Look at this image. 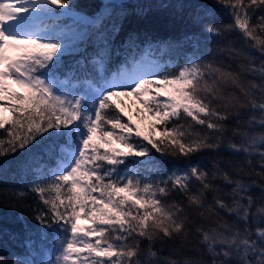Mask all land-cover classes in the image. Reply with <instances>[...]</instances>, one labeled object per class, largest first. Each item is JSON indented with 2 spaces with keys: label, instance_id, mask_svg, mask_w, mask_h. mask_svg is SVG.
I'll list each match as a JSON object with an SVG mask.
<instances>
[{
  "label": "snow or ice",
  "instance_id": "obj_1",
  "mask_svg": "<svg viewBox=\"0 0 264 264\" xmlns=\"http://www.w3.org/2000/svg\"><path fill=\"white\" fill-rule=\"evenodd\" d=\"M215 3L233 18L226 30L239 31L247 46L264 56V0ZM118 6L110 3L105 7ZM71 15L69 0H0V130L6 133V140L0 138V174L6 170L4 158L21 152L25 158L19 168L50 172V179H36L30 184L47 208L34 218L53 231L60 248L55 261L37 262L25 257L16 258L14 264H69L70 260L71 264H149L150 257H156L151 264H264V131L256 132L257 127L264 129V60L254 66L251 57L243 53L231 71L186 64L171 78L159 71L158 64L138 60L130 68L122 67L106 76L103 69L109 45L101 33L97 54L91 60L101 82L92 86L86 81L87 89L70 95L69 79L74 72L65 68V58L81 50L79 43L88 35L86 26L101 22L100 16L90 19L79 15L72 27L58 22ZM203 30L221 35L215 25L205 23ZM76 63L83 67V61ZM161 75L163 79H154ZM8 81L23 91L14 90ZM154 84L155 95L141 99L150 95ZM225 86L234 90L226 93ZM121 95L135 96L145 111L152 113L153 133L157 125L169 121L173 125L160 131L158 142L147 135L143 136L147 144L134 141L132 126L122 123L123 117L114 110L113 98ZM159 97L167 100L160 101ZM214 101L220 103L214 105ZM109 109H113L111 116ZM4 111L9 113L7 118L2 115ZM183 117L209 131L185 141L183 126L175 123ZM230 120L236 121L231 129L226 123ZM105 124L112 130H105ZM116 129L121 130L120 135L115 134ZM229 131L239 137L238 142L226 135ZM142 135L135 131L136 137ZM166 139L169 143L162 148ZM114 142L120 147H111ZM147 145L166 158L177 159L226 147L244 154L248 170L237 167L240 178H236L218 165L215 171H208L189 163L183 169H169L167 178L158 184L142 182L132 175L129 165L153 163ZM45 161L53 167L45 169ZM121 166L127 170L124 175L120 174ZM257 166L260 171H256ZM251 176L256 179H243ZM192 178L199 187L190 191ZM217 179L232 187L223 190L213 183ZM254 187L261 193L259 206L251 194ZM172 190L185 196L190 215L179 203L165 205L162 197ZM206 193L212 194V204ZM214 207L233 219L216 221L211 227L196 223V217L210 222L201 209L211 213ZM80 219L91 225L82 228L76 222ZM190 232L197 235L202 247L197 259L177 261L153 251L157 239L161 245L181 237L187 241ZM39 235L47 238L44 232ZM90 237L97 239L93 243ZM133 237L135 243L130 246L127 241ZM145 240L147 244L141 247ZM25 246L29 254L34 251L32 239H27ZM82 253L86 255L81 258ZM0 264L5 262L0 259Z\"/></svg>",
  "mask_w": 264,
  "mask_h": 264
},
{
  "label": "trees",
  "instance_id": "obj_2",
  "mask_svg": "<svg viewBox=\"0 0 264 264\" xmlns=\"http://www.w3.org/2000/svg\"><path fill=\"white\" fill-rule=\"evenodd\" d=\"M72 15L61 17L58 21L61 24L72 27L76 15L86 18L101 17V22L97 25H87V37L79 43L80 51L65 58V68L73 71L74 75L69 79V88L77 87L78 83L99 85L100 77L97 66L91 63L92 58L98 51V36L103 33L108 38V59L104 65L105 75L118 72L126 59L133 61L142 60L145 55L153 58L159 64V71L165 75L178 74V70L186 64H199L202 69L207 65L223 68L226 71L236 69L241 62V54L247 53L251 57L254 66H259L264 56L247 46L239 31H227L226 26L233 23V18L224 7L215 3V0H69ZM117 3L115 8H107L106 5ZM259 10H257L258 13ZM207 12L208 16H204ZM203 18V19H201ZM256 17H253L254 24ZM215 25L221 30V35L213 36L203 30V24ZM115 26V29L114 27ZM257 28V35H259ZM134 41V44L132 43ZM159 47V48H158ZM152 50V51H151ZM150 51V52H149ZM154 52V54H153ZM151 53V55H150ZM159 54V55H158ZM158 58V59H156ZM161 59V62H160ZM163 59V60H162ZM77 61H83V67ZM163 61V62H162ZM128 62V60H126ZM114 68V70H112ZM61 76V79H64ZM205 78L211 81V77L205 72ZM155 80L163 79V75L157 76ZM249 79H252L249 76ZM74 86V87H73ZM150 92L147 99L155 95V87ZM230 86H225L226 93L232 92ZM203 95V94H202ZM115 101L114 110L122 117V123H130L133 128L132 138L140 144H147L143 139L144 135L160 139V131L164 127H171L172 121L166 125H157L156 131H151V125L155 123L152 113L146 112L142 103L135 96H118ZM160 101L167 100L166 97H159ZM214 105L220 103L214 101ZM109 116L113 115V109L108 110ZM7 118L8 116H4ZM177 125H182L185 132V141L195 139L197 134L203 137L209 130L205 126L195 124L190 117H183L175 121ZM227 123L229 129L235 126L236 121L230 120ZM105 130H112L110 125H102ZM140 131L141 137L135 136V131ZM244 130H248L246 127ZM116 135L121 134L120 129L113 130ZM264 129L256 128V132ZM226 135L234 142H238L239 137H233L229 131ZM0 138L6 140V133L0 130ZM98 140V137L96 138ZM168 139L161 147L168 145ZM111 147H120L118 143H113ZM153 153V163L144 165H129L133 169L132 175L142 182L159 183L161 179H166L169 169L178 170L186 168L189 163L199 164L204 170L215 171V166L224 171H231L236 176L235 169L243 167L246 171L248 166L245 163L243 153H234L226 147L219 149H204L187 158L164 157L156 152L151 145H147ZM103 152V149L100 150ZM23 152L13 154L4 158L5 172L0 174V259L5 264H14L16 258H28L35 261L38 259V250L51 246L50 239L53 231L44 228L34 217L38 211H47L46 206L40 200L39 195L32 190L31 182L36 179H50V172H25L19 168V162L24 160ZM147 159V158H145ZM45 169L53 167L47 161L44 162ZM127 170L121 166V175ZM256 171H260L256 167ZM30 173V174H28ZM236 178H240L236 176ZM245 182H250L256 177H244ZM107 182V181H105ZM223 190L227 191L232 186L226 185L217 179L213 181ZM190 191L199 187V182L195 178L189 180ZM168 187L171 189V185ZM251 194L257 199V206L260 205V190L257 187L251 189ZM94 195L99 196L98 193ZM209 204L213 203L211 193L205 194ZM230 201L231 197H226ZM166 206L181 204L185 206V214H191L186 207L187 200L183 194L172 190L170 195L162 197ZM58 203V201H57ZM62 210V209H61ZM205 215L210 217V222L202 217H196L197 224L211 227L216 221H231L233 217L219 208H213L209 213L207 208L201 209ZM255 210V207L254 209ZM91 225V222L86 219ZM47 234V238H41L40 233ZM31 233V236L28 234ZM113 233L112 235H117ZM106 235H108L106 233ZM97 238V237H96ZM33 240L34 251L29 254L25 241ZM127 243L131 246L135 243V238H129ZM37 244L43 247L37 248ZM147 241H143L144 247ZM153 251H158L160 257H168L173 260H195L202 254V247L198 243L197 235L190 232L187 241L183 237L174 241H168L161 245L159 239L152 246ZM86 253H82V256ZM205 259L208 257L205 255ZM149 264L156 257L147 258Z\"/></svg>",
  "mask_w": 264,
  "mask_h": 264
},
{
  "label": "rangeland",
  "instance_id": "obj_3",
  "mask_svg": "<svg viewBox=\"0 0 264 264\" xmlns=\"http://www.w3.org/2000/svg\"><path fill=\"white\" fill-rule=\"evenodd\" d=\"M13 53L9 52V55H12ZM147 61H151L152 63H155V61L153 59H151L148 55H146L145 59ZM156 64V63H155ZM9 84V86L11 88H13L16 91H23V89H20L17 85H14L11 83V81L7 82ZM80 91V90H79ZM74 92L70 90V95L73 94ZM141 99H147L146 96L141 97ZM166 101V100H164ZM144 107V105H143ZM145 110V108H144ZM147 112V111H146ZM3 116L8 115L7 111H4L2 113ZM78 223V225H80L82 228L86 227V226H90L88 222L86 221H82V220H78L76 221ZM91 241L94 243L95 239H97L96 237H90ZM50 245L49 247L45 248V250L39 249L38 251V259H40L38 262H42V261H55L57 255H59L60 252V248H59V244L55 242V235L53 233V237L50 239ZM79 246V245H78ZM43 247V244H37V248H41ZM83 256H81L82 258ZM73 259H75V257H73ZM69 264H71V260L69 261Z\"/></svg>",
  "mask_w": 264,
  "mask_h": 264
},
{
  "label": "bare ground",
  "instance_id": "obj_4",
  "mask_svg": "<svg viewBox=\"0 0 264 264\" xmlns=\"http://www.w3.org/2000/svg\"><path fill=\"white\" fill-rule=\"evenodd\" d=\"M159 48V47H158ZM152 51V50H151ZM150 52V51H149ZM153 54H154V52H153ZM150 55H151V53H150ZM159 55V54H158ZM145 57H146V55L143 57V59L142 60H144L145 59ZM151 58V57H150ZM151 59H153V58H151ZM156 59H158V58H156ZM126 60H128V62H126ZM125 60V65H123L122 67H131L132 66V63L133 62H135V61H133V59L131 60V59H126ZM154 60V59H153ZM163 60V59H162ZM155 61V60H154ZM160 62H161V59H160ZM163 62V61H162ZM155 63L156 64H158V62H156L155 61ZM159 65V64H158ZM121 67V68H122ZM112 70H114V68L112 69ZM98 72V71H97ZM103 73H105V71H104V69H103ZM98 75H99V77H100V74H99V72H98ZM105 75V74H104ZM92 86H98V85H94V84H91ZM89 87V84H83V83H78L77 84V87H75V88H73V89H71V88H69L71 91H73V92H75V91H79V90H82V89H87ZM122 96V95H121ZM142 106H143V104H142ZM6 116H9V113H8V115H6ZM28 174H30V173H28Z\"/></svg>",
  "mask_w": 264,
  "mask_h": 264
}]
</instances>
